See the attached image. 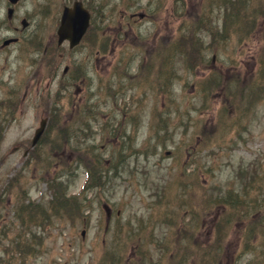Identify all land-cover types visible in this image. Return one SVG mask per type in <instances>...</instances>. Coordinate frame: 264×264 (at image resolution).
<instances>
[{"label": "rangeland", "instance_id": "obj_1", "mask_svg": "<svg viewBox=\"0 0 264 264\" xmlns=\"http://www.w3.org/2000/svg\"><path fill=\"white\" fill-rule=\"evenodd\" d=\"M82 1L92 25L79 47H59L55 71V55L46 63L30 48L42 49L54 36L63 6L73 0H20L10 18L6 0H0V264H147L132 256L133 246L157 262L164 236L172 237L168 252L183 245L187 254V239L174 240L179 220L173 201L177 177L198 167L195 184L204 185L197 190L213 197L236 191L241 213L219 236L207 239L213 220L201 225L192 237L197 255L208 242L213 264H264V243L255 245L250 210L257 191L264 190V15L255 25V0H214L210 7L206 0ZM233 7L242 8L234 21L225 18ZM244 10L250 16L245 26ZM24 12L26 33L33 36L2 47ZM225 22L228 32L222 33ZM185 26L199 30L194 36L203 57L196 51V60L210 62L218 73L203 71L201 64L190 70L181 49L167 43L170 35L180 40ZM95 33L97 76L80 62ZM154 38L165 40L156 61L146 57ZM171 51H178L176 62L156 68ZM73 60L93 83L82 94L66 88L61 75ZM213 73L217 80L204 101V81ZM223 77L229 79L225 88L219 87ZM43 116L46 127L31 147ZM96 157L108 168L107 177L98 173L102 185L89 183L82 190L85 170L98 172ZM187 159L190 164H183ZM250 174L257 175L252 187ZM53 177L63 179L65 193L80 203L70 219L49 207ZM28 202L37 217L23 210ZM104 202L111 208L109 225ZM221 207L210 206L212 218ZM182 222L186 229L194 225L187 215Z\"/></svg>", "mask_w": 264, "mask_h": 264}, {"label": "flooded vegetation", "instance_id": "obj_2", "mask_svg": "<svg viewBox=\"0 0 264 264\" xmlns=\"http://www.w3.org/2000/svg\"><path fill=\"white\" fill-rule=\"evenodd\" d=\"M19 2L20 0H16L14 3H10L9 1L6 0V3H3V6L5 7L6 12L10 14L9 15L10 17L15 15ZM24 13L22 14L21 18H26L27 16L26 12ZM10 27L12 28V31H11L12 36H8L6 37V39L16 38V40L13 43L15 42L18 43L22 38L25 39L30 34L33 36V33H30V34L26 33V29L28 25L26 26L13 25ZM54 41H55V36L49 34L48 37L46 38V42L42 48V51H39L37 47L35 49L30 48V51L34 50L33 54L35 52L36 57L41 58L46 63L49 61L51 62L52 57L55 55L56 63L54 65V69L56 71V68L58 66L59 59H60L57 57V55L61 56V54L58 53L59 50L56 51V47H54V44H56V46L58 45L56 41L55 43ZM1 46L3 47V45ZM80 62L86 63L87 68L89 67L91 68V72L93 75L95 76L98 75V72L96 71L97 70V64H96L97 57L96 56H90L89 53H87L85 56H82ZM80 65H81L80 63L73 60L71 63H66L62 67V72H61V75L63 77L65 76L70 80L69 81L70 86L72 85L73 87H75L76 92L78 94L80 92H85L86 90L89 89V85L93 84L89 78H87L86 80L84 73H86L87 69ZM72 73L73 74L75 73V77L74 76L71 77ZM38 88H39V85L36 90H38ZM189 171H191L190 172L191 175L188 177V183L179 184L177 186L178 190L176 192L177 194H176L175 214L177 215V220L179 221L177 222V226H176L177 235H175V237L177 239L181 238L182 240L187 239L189 241L188 245H190V249H188L187 254H184L182 248L179 246L177 253L175 254V259H174L173 264H199L200 262L206 263V261L208 260V257L206 256V254L197 255L196 249H195L196 239H192V237L194 236V234H196L197 230L200 229L201 225L205 227V224L207 223L210 224L211 221L214 219L211 217L210 212L208 210L210 208L209 207L210 194L208 195L206 193L196 192V189L201 188L204 184L201 186H196L195 185V182H196L195 169H192ZM251 180L255 182V178H252ZM202 182L205 183L203 180ZM226 197L228 198V196ZM230 198L231 200H233L234 196L232 195L230 196ZM237 198L239 199V196ZM202 199H204L205 201L203 204H202ZM253 199L254 198L250 199V202H252ZM196 200H198V202H196ZM182 207H185L184 210L181 209ZM223 208L225 210L224 214L227 216L228 211L225 207ZM250 210H251L252 215H254L253 220L255 222V239H256L264 235V191L257 192L255 194V201H253L250 204ZM217 214L218 213H216L215 215ZM232 214L235 215V217L239 216L237 212H233ZM185 215H187L188 219H190L191 222H193L194 224L192 225L191 228H190V225L187 224V229H186L185 223L182 222V219ZM205 217L209 218V220L204 221ZM195 225H199V228L196 229ZM210 236H211V231L209 232L207 239H209Z\"/></svg>", "mask_w": 264, "mask_h": 264}, {"label": "trees", "instance_id": "obj_3", "mask_svg": "<svg viewBox=\"0 0 264 264\" xmlns=\"http://www.w3.org/2000/svg\"><path fill=\"white\" fill-rule=\"evenodd\" d=\"M250 6H251V8L255 9V3L250 4ZM241 9L242 8H234V7L231 8V11L225 13V14H227V16H225V18H228L232 21L239 19L238 17L241 15V12H240ZM244 13H245V15H243V18H245V21L242 23L243 26L248 25L249 17H250L245 10H244ZM252 19H255V17H253ZM228 24H230V23L228 22ZM197 25H198V27L202 26L200 21L197 22ZM188 27L185 26V31L181 32L179 35L180 40H176L175 44L177 46H179V49H181L180 53L184 56L186 64L193 69V66L202 64L201 61L199 62L195 58V52L196 51H198L199 54L201 55L200 48L202 45H201V43H197L198 38H196L194 36V30L192 31L190 28L188 29ZM226 28L227 27L224 26V30H221L222 33L228 32V30ZM195 30H196V28H195ZM225 40H226L225 38H221L220 43L224 42ZM200 57H203V56L201 55ZM100 161L101 160L99 158H97V157L95 158V162H96V164H98V167H97L98 172L95 173L94 170H91V172L89 173V182L90 183H97V184L102 183V181L100 180L101 178H99L98 173H102L101 170H103L104 168H103L102 162H100ZM100 168H102V169H100ZM103 171H104L103 175L106 177L107 169H104ZM64 175H65V179H68L71 177L70 172H66ZM65 183L66 182H64L63 179H56V177L52 178L51 183H50V189H51L52 195H51L50 200L48 201V204H49V207L51 208V211H53L54 214H59L60 211H57V209L65 208V210L67 211L66 214L68 216H73L71 213H69V211L78 210L80 204L74 196L66 195L65 189H64V188H66L64 186ZM219 202H220V198L211 199L212 205L219 203ZM22 207H23V210L29 211L28 216H29V218H32L31 214L34 211L29 210L30 209L29 202ZM23 210H21V211H23ZM34 213H36V212H34ZM38 215L39 214L36 213L35 217H37ZM225 219H226L225 216L220 215L218 220H217L218 223H216V225L214 226L215 233L217 236L220 234V229L223 226V223L222 224H220V223ZM22 223L26 224L25 221H22ZM27 253H29V251H27Z\"/></svg>", "mask_w": 264, "mask_h": 264}, {"label": "water", "instance_id": "obj_4", "mask_svg": "<svg viewBox=\"0 0 264 264\" xmlns=\"http://www.w3.org/2000/svg\"><path fill=\"white\" fill-rule=\"evenodd\" d=\"M89 12L82 6L80 1H74L72 6H64L57 28L58 42L63 38L69 39L70 45H74L81 37L88 25ZM45 120L40 121V126L36 128L32 143L38 139L43 130Z\"/></svg>", "mask_w": 264, "mask_h": 264}]
</instances>
